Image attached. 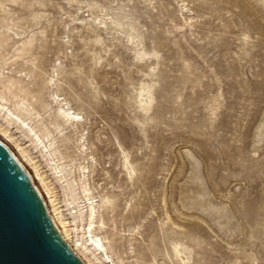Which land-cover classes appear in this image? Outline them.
Masks as SVG:
<instances>
[{
    "label": "rangeland",
    "instance_id": "rangeland-1",
    "mask_svg": "<svg viewBox=\"0 0 264 264\" xmlns=\"http://www.w3.org/2000/svg\"><path fill=\"white\" fill-rule=\"evenodd\" d=\"M0 142L85 264H264V0H0Z\"/></svg>",
    "mask_w": 264,
    "mask_h": 264
},
{
    "label": "water",
    "instance_id": "water-1",
    "mask_svg": "<svg viewBox=\"0 0 264 264\" xmlns=\"http://www.w3.org/2000/svg\"><path fill=\"white\" fill-rule=\"evenodd\" d=\"M0 264H85L56 228L30 176L1 142Z\"/></svg>",
    "mask_w": 264,
    "mask_h": 264
},
{
    "label": "bare ground",
    "instance_id": "bare-ground-1",
    "mask_svg": "<svg viewBox=\"0 0 264 264\" xmlns=\"http://www.w3.org/2000/svg\"><path fill=\"white\" fill-rule=\"evenodd\" d=\"M59 118L64 121L66 124H77L78 122H80L81 118L79 117L78 114H76L75 112H73L70 108H60L59 109ZM17 119L20 121L21 125H22V129H24L28 135L32 138V140L36 143V146L38 147H41L43 148V152L46 151V155L49 156V157H53V153L49 150V146L50 145H47L45 143V140L36 133V131L30 126V124L24 120H21L20 118L17 117ZM42 150V149H41ZM42 153V152H41ZM46 156V157H47ZM14 157V156H13ZM15 158V157H14ZM18 160V159H17ZM54 160V159H52ZM19 161V160H18ZM20 166L22 165L20 162H19ZM23 166V165H22ZM55 171H59V174L62 173V170H61V167H59L58 165H56V167L54 168ZM62 176V175H61ZM49 212V211H48ZM56 228L59 230L60 234L62 235V237L65 239V241L67 242L68 239L66 238V235H65V232L67 231L65 228V223L61 221L64 229H61V227L58 225L55 217H53L51 215V212L49 213ZM94 215H95V207L92 206L91 207V213H90V216L91 218H94ZM93 220V219H92ZM93 225V222L90 224V226ZM91 241L99 248H103V245H102V240L98 237H93L91 236ZM77 246H81V244H77ZM71 248L73 249V246H71ZM76 250V249H74Z\"/></svg>",
    "mask_w": 264,
    "mask_h": 264
}]
</instances>
